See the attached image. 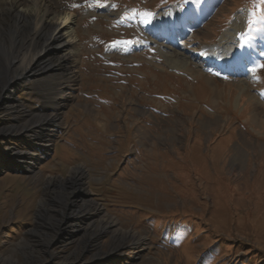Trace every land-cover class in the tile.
I'll list each match as a JSON object with an SVG mask.
<instances>
[{
  "label": "rangeland",
  "instance_id": "374dc122",
  "mask_svg": "<svg viewBox=\"0 0 264 264\" xmlns=\"http://www.w3.org/2000/svg\"><path fill=\"white\" fill-rule=\"evenodd\" d=\"M57 1L77 78L45 148L37 86L0 101V264H264V0Z\"/></svg>",
  "mask_w": 264,
  "mask_h": 264
},
{
  "label": "bare ground",
  "instance_id": "6f19581e",
  "mask_svg": "<svg viewBox=\"0 0 264 264\" xmlns=\"http://www.w3.org/2000/svg\"><path fill=\"white\" fill-rule=\"evenodd\" d=\"M68 12L72 15L67 16L66 21L61 19L65 22L58 20L61 15H65L63 17L66 18ZM73 13L74 11L65 3L57 0H0V80L3 81L0 86V101L10 106L14 103L12 93L16 86L35 85L44 98L46 107L58 110L57 113L43 116L38 121L24 126L25 129L29 127L28 130L36 136L41 148L48 145L53 130L61 125L58 115L60 107L65 99L68 100L72 96V83L77 78L72 65L78 55L75 44L79 37L75 27L71 31L76 41L71 33L66 39L63 34L64 30L76 23ZM29 78L30 81H25ZM57 93H61V100L56 103ZM45 125L51 127L44 130ZM16 158L19 163L27 166L26 169L32 170L28 166L36 161L37 156L35 152L24 151ZM82 168L78 165L72 169L68 177L70 190L66 191L63 185L56 192L59 195L57 210L61 212L62 221L100 211L99 206L87 198L67 202L66 196L70 192L79 190L84 194L87 193L85 187L81 185ZM62 181L48 179L47 187L54 182L62 185ZM113 225L115 223L112 219H101L98 229L105 230Z\"/></svg>",
  "mask_w": 264,
  "mask_h": 264
},
{
  "label": "snow or ice",
  "instance_id": "6c2138e0",
  "mask_svg": "<svg viewBox=\"0 0 264 264\" xmlns=\"http://www.w3.org/2000/svg\"><path fill=\"white\" fill-rule=\"evenodd\" d=\"M143 15L147 17V16H151L152 14L150 12H145ZM258 67H264V65H259ZM255 70L256 69H253V71H255Z\"/></svg>",
  "mask_w": 264,
  "mask_h": 264
}]
</instances>
